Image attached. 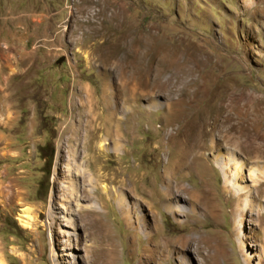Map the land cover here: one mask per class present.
<instances>
[{"label":"rangeland","instance_id":"1","mask_svg":"<svg viewBox=\"0 0 264 264\" xmlns=\"http://www.w3.org/2000/svg\"><path fill=\"white\" fill-rule=\"evenodd\" d=\"M107 131L116 149L98 146ZM218 153L244 164L245 192L224 183ZM253 165L264 167V0H0L3 264H264ZM166 177L184 188L175 214Z\"/></svg>","mask_w":264,"mask_h":264},{"label":"bare ground","instance_id":"2","mask_svg":"<svg viewBox=\"0 0 264 264\" xmlns=\"http://www.w3.org/2000/svg\"><path fill=\"white\" fill-rule=\"evenodd\" d=\"M182 74L183 75L185 74L188 76L191 74V70L184 68ZM185 79H186V77H185ZM169 81H170V78H166L164 81V86H167V88L169 87ZM113 96H114V93L112 94L111 97H113ZM150 103L153 106H158V103H156L154 100L153 101L151 100ZM115 105H116V108H115L116 110H117V108H121V106H118L117 103H115ZM105 135H106V139H104L103 141L102 140L99 141L100 143L98 144V146L101 149H109V148L116 149L120 143L119 139L116 138L114 135H112V133L110 131H107L105 133ZM105 140L107 142H105ZM188 151H191V149L187 148L186 152H188ZM181 156L182 157H181L179 163L178 164L176 163L177 168L179 170H181L182 168H184V169L187 168V162L184 159L185 157H184V155H181ZM212 160H213L214 164L216 165V167L220 170L224 183L229 185L234 190L235 194H240L241 192H243L245 190V188L240 187V185H237V182L240 179H242L241 169L244 165L242 162H235V164L231 167V163H233V161H232L233 159L229 158L228 155H225L222 153H218V154H215L214 156H212ZM256 175H257V177L264 179V167L263 166L253 165V166L249 167L248 176L249 177H252V176L256 177ZM169 181H170L169 177H166V180L164 181V183H165L164 184V198H162L161 203H162L163 208L166 211H170L173 214H175L179 210L183 209V207H181L179 205L180 198H177V197L180 194H184V188H181L179 185H172L171 182L169 183ZM101 190L104 191L109 197L115 198V202H116L118 208L121 209V211L124 213V215L127 214V211L131 207L130 206L128 207L124 203L123 198H121L119 195L115 196L113 191L104 185L101 186ZM184 200H185L186 204L188 205V208H190V209L195 208L196 203L193 199L187 197V198H184ZM241 201L242 202L240 203V209H239L240 212H243L245 210L244 208L246 206L252 205V201L250 198H244ZM260 208L264 209V207H260ZM19 220H20V223L25 227H29L31 225L33 219H32V216H31L28 209H26V208L21 209V212L19 214ZM144 226H145V224H142L141 227L144 228ZM190 241H191V239L185 240L184 246L191 245ZM182 246L183 245H181V248H182ZM196 246H197V244H196ZM162 248H163L162 245H156V247H155L156 253L164 254V252L166 250L165 249L163 250ZM180 250L182 251V249H180V247L173 246L174 252L180 251ZM0 264H3L2 260H0Z\"/></svg>","mask_w":264,"mask_h":264},{"label":"trees","instance_id":"3","mask_svg":"<svg viewBox=\"0 0 264 264\" xmlns=\"http://www.w3.org/2000/svg\"><path fill=\"white\" fill-rule=\"evenodd\" d=\"M51 160H52V156L51 157H49L48 159H47V166L48 167H50V163H51ZM48 176H49V169H47V171L45 172V180H41L39 183H45L46 182V187H45V190L47 189V180H48Z\"/></svg>","mask_w":264,"mask_h":264}]
</instances>
